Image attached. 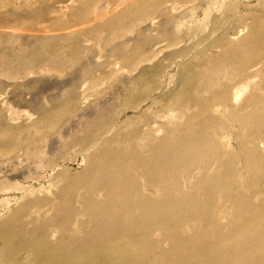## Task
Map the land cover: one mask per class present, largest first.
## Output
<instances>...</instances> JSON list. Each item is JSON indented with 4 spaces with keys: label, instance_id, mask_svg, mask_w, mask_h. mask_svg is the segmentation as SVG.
<instances>
[{
    "label": "rangeland",
    "instance_id": "374dc122",
    "mask_svg": "<svg viewBox=\"0 0 264 264\" xmlns=\"http://www.w3.org/2000/svg\"><path fill=\"white\" fill-rule=\"evenodd\" d=\"M0 264H264V0H0Z\"/></svg>",
    "mask_w": 264,
    "mask_h": 264
}]
</instances>
